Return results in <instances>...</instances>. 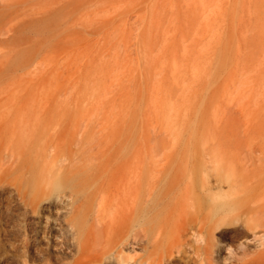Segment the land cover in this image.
<instances>
[{
    "label": "rangeland",
    "instance_id": "obj_1",
    "mask_svg": "<svg viewBox=\"0 0 264 264\" xmlns=\"http://www.w3.org/2000/svg\"><path fill=\"white\" fill-rule=\"evenodd\" d=\"M43 38L46 64L0 73V127L36 121L0 175V264L74 263V250L40 243L39 252L24 242L36 229L61 226L62 211L28 217L21 196L67 200L64 181L85 162L97 179L102 160L118 164L134 148L155 153L153 168L209 162L211 178L264 166V0H62L60 18L19 20L8 46L17 56ZM0 139L5 155L6 132ZM91 151L118 156L89 162ZM43 174L51 184L38 189ZM111 187L108 196L119 198ZM116 206L100 211L106 225ZM94 211L80 209L89 219ZM111 226L109 238L92 237L96 253L112 251L123 224ZM235 243L224 236L221 259Z\"/></svg>",
    "mask_w": 264,
    "mask_h": 264
},
{
    "label": "bare ground",
    "instance_id": "obj_2",
    "mask_svg": "<svg viewBox=\"0 0 264 264\" xmlns=\"http://www.w3.org/2000/svg\"><path fill=\"white\" fill-rule=\"evenodd\" d=\"M26 2L31 5H24ZM18 5L22 8L16 9ZM61 7L62 0H0V53L9 52L0 60V73L6 72L8 77L18 70L46 64L50 55L45 51L46 38L43 45L17 56L11 54L14 48L8 43L15 38L19 20L60 18ZM35 122L19 118L8 127H0L8 139L5 155L0 139V175L13 168L16 148L23 146ZM116 152L91 151L86 158L90 162L99 157H117ZM154 155L150 150L134 148L118 164L102 160L96 167L99 179L90 171L92 165L80 164L83 168L65 179L67 200L62 197L61 202H51L48 196L22 195L23 212L28 217L43 209L62 211L61 226H53L51 231L36 229L24 242L29 244L32 239L39 252L40 243L62 247V252L74 250L73 264H264V166L256 173L247 172L245 165L236 166L229 180L218 173L211 178L215 166L209 162L153 168L147 159ZM44 179L37 181L38 189L51 184L47 177ZM113 185L121 194L119 198L108 196ZM83 204H95L90 219L80 212ZM113 204L118 205L113 222L118 227L123 224V231L114 235L111 252L98 254L92 237L96 233L112 236L113 222L106 225L100 211ZM226 225L232 229L223 235L236 243L231 255L221 259L224 236H215Z\"/></svg>",
    "mask_w": 264,
    "mask_h": 264
},
{
    "label": "clouds",
    "instance_id": "obj_3",
    "mask_svg": "<svg viewBox=\"0 0 264 264\" xmlns=\"http://www.w3.org/2000/svg\"><path fill=\"white\" fill-rule=\"evenodd\" d=\"M228 251H229V252H232L233 250L231 249V247H229Z\"/></svg>",
    "mask_w": 264,
    "mask_h": 264
}]
</instances>
